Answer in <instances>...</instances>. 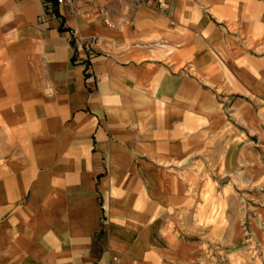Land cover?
Here are the masks:
<instances>
[{"label": "crops", "instance_id": "0c3cea01", "mask_svg": "<svg viewBox=\"0 0 264 264\" xmlns=\"http://www.w3.org/2000/svg\"><path fill=\"white\" fill-rule=\"evenodd\" d=\"M96 1L112 27L96 6L0 0V264L203 256L169 230L208 233L192 212L210 176L229 239L239 191L264 223V0Z\"/></svg>", "mask_w": 264, "mask_h": 264}, {"label": "rangeland", "instance_id": "374dc122", "mask_svg": "<svg viewBox=\"0 0 264 264\" xmlns=\"http://www.w3.org/2000/svg\"><path fill=\"white\" fill-rule=\"evenodd\" d=\"M190 165L196 171L203 172L206 169V166L199 163L194 162ZM212 167L210 165L207 170H212ZM215 171L217 172V170ZM212 179H214L212 176L205 179L206 186L201 195H198L196 184L194 193L197 196L198 203L196 204V210L192 212V217L193 219L197 218V223L205 222L208 225V233L202 232L198 225L191 230L186 225L172 227L169 230L170 234H174L181 241H192L199 246L208 244V246L204 245L205 252L203 256L200 253L193 260L182 258L180 261L170 262L172 264H263V255L259 253L261 246H264V237L261 235V231L264 232V223L259 209L261 206L260 200L254 197V191H239L236 193L240 202V206L236 209L239 212L237 223L240 228L239 234H236V240L233 241L229 239L231 235L228 231H222L227 228V225L217 224V219L226 217V209L224 204V207H222L221 202H217L214 192L208 193L213 188L210 185H214ZM196 200L194 201L196 202ZM223 234L225 235L224 240Z\"/></svg>", "mask_w": 264, "mask_h": 264}, {"label": "built area", "instance_id": "2783aa9c", "mask_svg": "<svg viewBox=\"0 0 264 264\" xmlns=\"http://www.w3.org/2000/svg\"><path fill=\"white\" fill-rule=\"evenodd\" d=\"M128 1V0H127ZM140 7H147L150 9H153L157 12L159 11H166L168 9V3L167 0H129ZM52 4H49L47 6V11L49 13H52L54 9V5L66 7L69 9L73 14L79 15V14H85L89 16L92 12V8L96 6L97 1L96 0H51ZM85 5L83 8L86 10H83V8H80V5ZM96 8L98 9V12L105 16V23L108 27H112L111 20L108 16L107 11L102 8L101 6L97 5ZM100 39L97 37L90 38V40L84 42L82 46L84 47V51L86 54L85 57V65L87 66V71H91L93 67L92 59L95 55V46L99 44Z\"/></svg>", "mask_w": 264, "mask_h": 264}]
</instances>
